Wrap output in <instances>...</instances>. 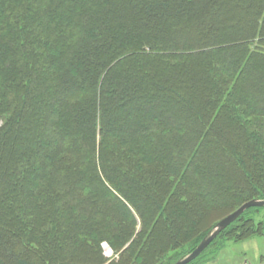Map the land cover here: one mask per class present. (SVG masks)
Here are the masks:
<instances>
[{
    "label": "trees",
    "instance_id": "16d2710c",
    "mask_svg": "<svg viewBox=\"0 0 264 264\" xmlns=\"http://www.w3.org/2000/svg\"><path fill=\"white\" fill-rule=\"evenodd\" d=\"M214 1L0 0V264H157L264 200V0Z\"/></svg>",
    "mask_w": 264,
    "mask_h": 264
},
{
    "label": "rangeland",
    "instance_id": "374dc122",
    "mask_svg": "<svg viewBox=\"0 0 264 264\" xmlns=\"http://www.w3.org/2000/svg\"><path fill=\"white\" fill-rule=\"evenodd\" d=\"M238 5L245 7L246 3L238 2ZM212 6L213 9H216V12L213 15L212 20H214V22L211 24L209 31L216 32L218 24L221 21L227 22L234 27L233 30L244 28L251 19V9L245 8L243 11L239 9L235 10L233 9L231 0L214 1ZM214 29H216V31ZM204 30H206V27H204ZM232 32V30H229L227 34H231ZM235 147H239V142ZM229 214V211H225L224 213L219 211L214 212L209 217L212 222V227L210 226L211 229H213V226L218 220H222V218ZM246 218L252 219L255 231L253 234L251 233L249 236L243 237L242 234H240L242 232L241 229H238V231L232 233V235L220 238L217 243L211 246L206 253L193 264H264V209L260 208L258 211L247 214ZM166 226L167 228L171 227V225L167 223ZM102 248L105 257L109 259H114L119 256L115 255L113 249L107 243H103ZM187 251L185 247L171 251L167 253L165 259L158 261L157 264H171L177 259V256L182 255L183 257L187 255ZM178 260L180 259H177L173 264Z\"/></svg>",
    "mask_w": 264,
    "mask_h": 264
},
{
    "label": "water",
    "instance_id": "95a60500",
    "mask_svg": "<svg viewBox=\"0 0 264 264\" xmlns=\"http://www.w3.org/2000/svg\"><path fill=\"white\" fill-rule=\"evenodd\" d=\"M257 207L264 208V200L253 199L244 203L237 210L220 220L200 244L189 254L182 257L175 264H190L195 261L211 245V243L231 224H233L248 209Z\"/></svg>",
    "mask_w": 264,
    "mask_h": 264
}]
</instances>
